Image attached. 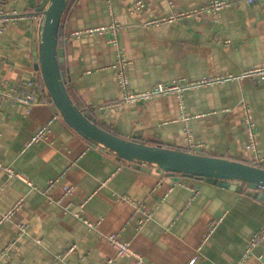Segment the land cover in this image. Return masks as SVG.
I'll use <instances>...</instances> for the list:
<instances>
[{"label":"crops","instance_id":"crops-1","mask_svg":"<svg viewBox=\"0 0 264 264\" xmlns=\"http://www.w3.org/2000/svg\"><path fill=\"white\" fill-rule=\"evenodd\" d=\"M134 1L69 3L59 46L74 103L126 137L264 167V72H251L264 67V0L175 18L208 0H142L140 8L131 9ZM39 3L0 0L1 12L17 16L5 21L0 32V92L35 96L27 110L0 93V162L32 182L8 177L0 168V216L18 204L0 223V251L9 247L0 263L103 264L115 254L106 236L117 232L147 263L235 264L264 226V201L204 179L137 168L66 124L49 99L38 65ZM115 21L132 90L177 80H218L124 102L116 77L118 48L109 32L71 36L76 29ZM244 106L253 118L255 149L247 147ZM44 125L45 135L31 142ZM63 186L72 187L71 193L65 194ZM144 212L150 217L138 225ZM18 222L26 223L23 233ZM115 264L136 263L117 257ZM244 264H264V237Z\"/></svg>","mask_w":264,"mask_h":264},{"label":"water","instance_id":"water-1","mask_svg":"<svg viewBox=\"0 0 264 264\" xmlns=\"http://www.w3.org/2000/svg\"><path fill=\"white\" fill-rule=\"evenodd\" d=\"M35 10L39 13L36 37V54L40 73L49 99L63 120L82 137L113 153L117 159L130 161L137 168L171 176H188L244 192L264 201V167L235 158L209 155L201 151H188L161 143H150L135 136L108 131L100 126L93 110L74 103L67 90L60 63L64 61V49L59 46L58 31L62 17L72 0H39Z\"/></svg>","mask_w":264,"mask_h":264},{"label":"built area","instance_id":"built-area-1","mask_svg":"<svg viewBox=\"0 0 264 264\" xmlns=\"http://www.w3.org/2000/svg\"><path fill=\"white\" fill-rule=\"evenodd\" d=\"M243 0H208L207 4L201 8L193 9L192 11H180L178 13H175L174 16H171V18L175 17H186L192 15V13H200L202 11H212L216 12L217 10H220L222 8H225L228 5H231L232 3H240ZM247 2H254L255 0H246ZM144 2L142 0H136L134 1V4L132 5L131 9H137L140 8L143 5ZM263 15H264V8H263ZM17 17L15 14L11 15L8 12H1L0 10V32H2L3 27H4V22L7 21L8 19H14ZM158 22L157 20L148 22ZM120 28L119 23L116 21L113 22L112 24L108 25L107 27H90V28H84V29H76L71 33V36H83V35H90L91 33L94 32H99V31H108L110 34L109 41L113 43L114 45L117 46L118 51V68L116 72V77H117V83L118 87L120 88L122 95H123V101L124 102H134L138 100H143L146 98H151V97H157L160 95L168 94V93H174V92H179L185 88H188L194 84H201V83H207L211 82L213 80H218V79H207V80H201L199 82H194V83H188V82H183L180 80L177 81H171V82H160L154 84L150 89L143 90V92H136L130 88L129 85V80L127 78V74L125 71V65L127 64V58L124 56V54L121 53V50L119 49V39L117 37V32ZM253 73H262L264 72V67L262 69L254 70L251 71ZM3 96L8 95L13 101H17L20 103H23L26 105L27 110L30 109V106L35 103V96L32 92H23L21 94H16V93H4L0 92ZM244 127L247 132V135L250 138V142L248 143L247 147L255 149L256 148V136H254V123H253V118L251 117L250 109L247 106H244ZM48 129V125L42 126L31 138V142L38 141L40 140L46 133ZM262 160V158L260 159ZM0 168H2L6 175L9 176H14L20 178L22 181L25 183L27 182L29 185H32V182L28 176H24L20 172H17L14 170L13 167L10 165H4L0 162ZM54 181H49L48 186L50 187L53 184ZM72 187L70 186H63V191L65 194L71 193ZM18 206L15 205L12 207L9 212L2 214L0 216V223L9 219L10 216L15 212V208ZM150 217L149 212H144V216L137 219V224L142 225L143 222H145L148 218ZM85 223H87L88 226L90 227H95V223L88 221L87 219L84 220ZM17 227L19 228V233H23L25 231L26 223L24 222H18ZM264 237V226L261 227L259 230L255 231L253 235L251 236L250 244L249 246L244 250V252L241 254V257L237 260L235 264H244L246 258L248 257V254L251 252V248L258 243L260 240H262ZM106 239L108 243L111 244V246L115 249V254L113 257H108L103 264H115L116 258L117 257H129L135 259L136 264H151L147 263L142 256L134 249V247L131 245L130 242L123 240L120 235L117 232L110 233L106 236ZM73 245L69 246L68 250H72ZM3 256H9V247H5L3 250L0 251V258ZM196 256H193L191 259L190 263H193L196 260ZM0 264H12L10 262H4Z\"/></svg>","mask_w":264,"mask_h":264},{"label":"trees","instance_id":"trees-1","mask_svg":"<svg viewBox=\"0 0 264 264\" xmlns=\"http://www.w3.org/2000/svg\"><path fill=\"white\" fill-rule=\"evenodd\" d=\"M61 28H62V25L60 26V28H59V31H58V39H59V41H58V43L60 44V41H61V38H60V36H61ZM61 64L62 63H60V68H61ZM100 125V124H99ZM101 126V125H100ZM103 127V126H102ZM103 128H105V127H103ZM105 129H107V128H105ZM108 131H112V130H109V129H107Z\"/></svg>","mask_w":264,"mask_h":264}]
</instances>
